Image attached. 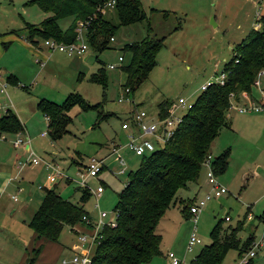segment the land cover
Wrapping results in <instances>:
<instances>
[{
	"label": "rangeland",
	"instance_id": "rangeland-1",
	"mask_svg": "<svg viewBox=\"0 0 264 264\" xmlns=\"http://www.w3.org/2000/svg\"><path fill=\"white\" fill-rule=\"evenodd\" d=\"M141 1L150 21V31L145 18L126 25L119 24L117 11L111 7L105 13L117 27L113 32L114 38L109 39L103 48L90 42L81 54H68L52 48L42 72L39 71L41 60H35V54L27 56L28 49L20 53L21 57L16 51H9L1 59L0 65L4 70L15 67L22 82L19 85L7 82L8 93L0 90L1 114L9 104L21 121L26 123L36 153L58 163L68 177L58 175L56 181H51L47 175L54 169H46V164L41 161L38 164L27 163L19 178L11 179L17 174L15 159L18 160L23 149L17 146L20 149L17 151L11 141L15 136L5 131L7 138L0 139V264H27V256L31 255L34 247L31 246L34 230L29 221L41 202L45 187L56 185L64 197L78 201L81 196L78 170L92 156L106 157L109 167L98 175L87 177L90 189H95L101 179L106 181V185L98 198L99 206L96 195L92 193L85 207L95 219L99 216V210L107 211L108 220L114 211L117 193L128 178L127 173H117L120 164L117 154L112 153L115 143L125 144L127 141V131L122 128L123 120L129 118L130 111L138 108H145L149 115L155 116L158 103L163 99L175 101L184 96L189 101H195L204 83L216 81L225 61L233 55V47L252 27H256L258 12L264 10V0ZM48 14L29 0H0L2 28L16 27L28 35L29 28L25 22L40 24ZM71 20V16L61 19L62 27L67 28ZM147 34L164 36V45L147 79L133 93H127L124 89L126 73L122 65L129 61L131 53L122 46ZM43 40L41 38V43L48 48ZM120 54L124 56L122 64H119ZM15 57L19 62L15 61ZM108 63H116V66L110 67ZM98 71L105 74L103 81L99 80V76H94ZM3 79L8 77L3 74ZM258 79L260 87L264 89V70ZM254 90L248 91V95L258 99V95L251 93L257 91L260 94V90L257 86ZM123 91L126 97L119 99ZM70 93L80 94L91 106L84 108L81 103H74L68 111L70 119L65 129L52 140L48 134V120L37 107V97L44 95L62 102ZM186 111L187 108L182 113ZM227 117L228 124L213 139L210 149L213 156L227 152L226 166L216 177L228 191L209 198L196 222L188 209L183 210L180 201L170 205L158 222L157 229L162 233L161 248L175 252L181 264H188L212 240L211 230L221 218L223 227L241 223L238 235L242 239L250 233L255 234L250 246L256 250L252 261L253 264H264V109L242 112L229 108ZM43 131H47V134L41 135ZM120 153L126 158L129 169L139 166L140 155L125 147L121 148ZM201 180L206 181L204 167ZM6 181L7 184H4ZM212 189V184L207 182L198 190L192 189L187 194L189 199H186L190 204ZM227 215L229 220L224 218ZM76 226L83 228L81 224ZM193 232L202 241L188 249L187 242ZM60 241H78L68 224L61 231ZM255 241L262 244L255 248ZM45 252H49V249ZM66 253H70V250H65ZM58 255V250L50 258L48 253L44 256V264L57 263ZM239 258L237 248L232 247L221 264H238ZM142 264H169V260L165 253H158Z\"/></svg>",
	"mask_w": 264,
	"mask_h": 264
},
{
	"label": "trees",
	"instance_id": "trees-1",
	"mask_svg": "<svg viewBox=\"0 0 264 264\" xmlns=\"http://www.w3.org/2000/svg\"><path fill=\"white\" fill-rule=\"evenodd\" d=\"M29 1L49 12L40 24L27 22V36L34 42L41 38L71 41L75 38L77 21L81 19L87 21L85 31L88 42L103 48L111 37L114 38L113 32L117 27L105 13L111 7L117 11L119 24L126 25L144 18L148 20L141 0H115L113 6L106 4L108 0ZM68 16L72 20L64 29L61 19ZM257 24L236 43L233 55L225 61L222 69L226 72L225 81L211 82L202 89L169 139L155 150L143 153L139 166L126 172L127 181L118 191L114 207L119 211L118 223L116 226L105 225L101 239L94 246L90 264H142L161 252L162 235L157 229L159 220L168 207L178 201L187 211L189 202L186 198L189 197L184 192L199 186L203 160L211 152L213 139L228 124L227 111L231 98L242 99L243 90L254 92V80L264 70V10ZM148 30H151L149 20ZM163 39L164 36L147 34L122 46L131 53L129 61L122 65L126 73L124 88L129 89L128 93H133L147 79L157 63ZM94 76H99L100 81L105 79L101 71ZM251 94L258 95L257 92ZM171 102L163 99L158 103L159 116L164 117L169 112ZM74 103H81L84 108L91 106L78 93H70L62 102L47 97L38 100V109L48 117V134L52 140L65 129L70 119L68 111ZM23 128V122L13 109L8 108L0 114L1 131L13 133ZM226 163L227 152L215 155L212 160L214 172L222 171ZM105 168L106 165L101 170ZM101 182L106 185L104 179ZM79 188L81 196L78 201H73L64 197L56 185L45 187L41 202L29 221L34 230V247L31 255L27 256V264L35 263L46 242L59 241L65 224L75 234L81 229L76 224L87 226L83 215L89 214L85 203L92 192L81 185ZM222 219L211 230L212 240L188 264H221L230 248H237L239 256L251 248L255 234L250 233L242 239L238 235L242 224L223 227ZM252 260L254 256L246 264H253Z\"/></svg>",
	"mask_w": 264,
	"mask_h": 264
},
{
	"label": "built area",
	"instance_id": "built-area-1",
	"mask_svg": "<svg viewBox=\"0 0 264 264\" xmlns=\"http://www.w3.org/2000/svg\"><path fill=\"white\" fill-rule=\"evenodd\" d=\"M115 0H108L107 5L113 6ZM260 12H258V17ZM86 20L79 19L75 26V38L71 41H58L55 38H47L45 39L46 44L50 49L55 48L60 51H65L68 54L74 53H83L88 48V41L86 39ZM258 25V24H257ZM113 39V37H111ZM119 64H121L124 59L123 55L120 54L118 56ZM41 64L43 61H40ZM110 67L116 66V63H108ZM263 71V70H262ZM261 71V72H262ZM260 72V73H261ZM259 73V74H260ZM254 80V85L257 86L260 90V94H258V99H252L248 95V91L243 90L241 93L242 99L236 100L234 97L231 98L229 108H236L242 112L245 111H259L264 109V89L260 87L261 82L258 79V76ZM226 78V72L221 70L215 82L223 83ZM210 82L204 83L201 88L205 89ZM0 85L1 91L7 92L6 86L7 81L3 79L2 71L0 70ZM125 92L128 93L129 89L127 87L124 88ZM233 94V92H232ZM126 95L124 91L121 93L119 99H124ZM129 98V95H127ZM194 101H189L186 97L180 96L177 100L172 101L169 107V112L164 116H159L158 112L155 116L149 115V111L145 108H138L137 110L131 111L129 118H126L122 122V128L127 131V141L125 144H121L117 142L113 145L112 153L117 154V160L119 161L120 167L118 169L119 174L126 173L128 168V163L126 158L120 153L122 147H125L137 155H142L143 153H148L155 150L157 147L161 146L165 141L169 139V137L173 134L175 128L178 123L183 118V110L188 109L192 106ZM180 110V111H179ZM47 131H43L42 134H46ZM6 132L0 130V139L6 138ZM28 138L21 134V131L15 132V137L12 139V143L14 146H23L25 141ZM28 154L24 157H19L17 160V166L19 168L24 167L27 163L30 164H38L41 161H44L47 168L54 169V172H49L47 177L51 181H56L58 175H64L68 177L65 170L61 168V166L52 161L46 160L42 156L36 153L34 149H29ZM213 154L210 152L203 160V167L205 169L206 180L208 183L212 184V191L207 190L195 200L189 204V213L192 215L193 220L196 222L198 219V214L202 210L206 201L211 197L221 196L224 192L228 191V189L221 185L217 180V174L214 172V168L212 165ZM106 157L100 156H92L89 158L87 164L83 168H79L78 173L81 178L79 183L81 186L87 187V177L98 175L101 171L102 167L106 165L109 167L105 161ZM90 189V188H88ZM90 191L96 195L97 197V206L98 198L100 194L104 191V184L100 181L99 185L95 189H90ZM16 199L17 197L14 196ZM118 215L119 211L114 208L112 211L110 218L106 220L109 216V213L105 210H99V216L97 219L93 218V216L89 213H85L83 215V219L87 223L86 227L80 229V231L76 234L77 243L74 244L69 250L70 253L62 254L59 257V260L56 264H90L92 260L94 246L96 242H98L102 237V230L105 225L116 226L118 223ZM250 217V213H249ZM229 220V216L225 217ZM202 239L193 232L187 242V248L191 249L193 245L201 242ZM255 248L259 247L262 242L255 241ZM256 254V250L254 247L246 250L239 258L238 264H246L251 257ZM167 257L169 260V264H181V259L176 255L173 251L167 252Z\"/></svg>",
	"mask_w": 264,
	"mask_h": 264
},
{
	"label": "crops",
	"instance_id": "crops-1",
	"mask_svg": "<svg viewBox=\"0 0 264 264\" xmlns=\"http://www.w3.org/2000/svg\"><path fill=\"white\" fill-rule=\"evenodd\" d=\"M25 23L27 24V22H25ZM30 23H34V22H30ZM24 49L25 50L28 49V52L26 54L27 56L28 55L31 56L32 54L33 55L35 54V60H37V61H39V60L43 61V63L41 64V68L39 69V71L42 72L43 71V68L42 67H44V65H45L44 62L47 61L50 58L49 57V54L51 53L50 51L53 50V49H50L49 47L48 48L44 47V44L41 43V39L38 42L32 41V39H30L27 36V33L25 31L16 29V27H11V26H7L6 28L0 27V61H1V59H4L7 54H9V51H16V53H19V54L21 53L22 54L23 52H25ZM21 54L18 55V56L21 57ZM44 58H45V60H44ZM17 60H19V59H17V57H15V61L16 62H19ZM0 68L2 69L1 70L2 71V74H4L6 77H8L9 75H11L10 79H6L7 82H10L11 81V82H14V83H17V84L18 83H22L20 81L21 76H19V75L16 74V72H18V70H16L15 67H13L11 70H7V69L4 70L3 65L2 66L0 65ZM27 71H30V70H27ZM0 90H1V85H0ZM1 92H3V91H1ZM6 93H8V92H6ZM36 96H37V94H36ZM41 97H44V95H42ZM40 98H39V96L37 97V102H38V99H40ZM8 108H12V107L9 104H7V106L2 111V113L6 112ZM130 110L131 109H129V111ZM0 114H1V112H0ZM43 115H44V113H43ZM44 116L48 120V117L46 115H44ZM47 124H48V121H47ZM23 125H24L23 130H20L21 131V134L23 136L27 137L28 139L25 141V144L23 146H21V148L23 150H21L22 155H19V156H26V154H28L27 153L28 150L29 149H33L32 148V144H31V137L27 133L26 123L23 122ZM8 134L15 136V132H13V133L12 132H8ZM46 134H42V132H41V135H46ZM12 145H13V147L15 149H17V151L20 150L19 148H17L16 146H14L13 143H12ZM18 154L19 153L17 152L16 153V156H18ZM16 156H15V158H16ZM16 160L17 159H15V162L14 163H15V168H17V174L16 175H13L12 176L13 178H11V179H17V178H19L20 173H21V170L23 169V167L22 168H19L17 166ZM45 167H46V169H48L47 166H45ZM203 178H204V174H203ZM206 183H207V180L205 182H202V180H201L199 186L193 187L192 189H197L198 190V188H202L203 186H205ZM4 184H7V181ZM192 189H190L188 191H185L184 192V195L185 196H188L187 194L190 193ZM16 200H18V198H16ZM33 237H34V234H33ZM33 237H32L31 246H33ZM76 243L77 242L70 243V242H64V241H60V242H58V241H48V242H46L43 245V248H42L40 254L38 255L37 260L35 261L34 264H44V256L46 257L48 255V253H49V258H50V256L52 254H55V251H57V250L59 251V255L57 257V262H58V260H59L58 258L62 254H64V251L65 250H69ZM46 249H49V252L46 253L45 252ZM164 253H165V256L167 257V251H165V249L163 250L161 248L160 254H163L164 255ZM23 258H24V261H25V251H24ZM167 259H168V257H167ZM26 262L27 261H25V263ZM52 264H56V261H54Z\"/></svg>",
	"mask_w": 264,
	"mask_h": 264
}]
</instances>
